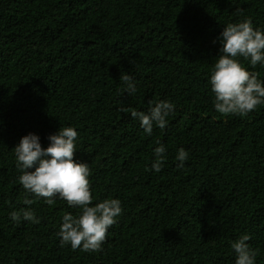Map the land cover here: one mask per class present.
Segmentation results:
<instances>
[{"label": "trees", "instance_id": "1", "mask_svg": "<svg viewBox=\"0 0 264 264\" xmlns=\"http://www.w3.org/2000/svg\"><path fill=\"white\" fill-rule=\"evenodd\" d=\"M245 18L264 29V0H0V264H235L242 233L264 264V104L220 114L208 83L223 27ZM160 100L175 108L149 136L130 113ZM61 126L78 131L93 203H122L100 251L61 246V218L79 208L49 206L18 180L20 139L46 147ZM27 208L39 223L10 219Z\"/></svg>", "mask_w": 264, "mask_h": 264}, {"label": "clouds", "instance_id": "2", "mask_svg": "<svg viewBox=\"0 0 264 264\" xmlns=\"http://www.w3.org/2000/svg\"><path fill=\"white\" fill-rule=\"evenodd\" d=\"M220 54L209 78L214 95V109L220 114L246 115L258 105L264 104V79L255 71L250 72L243 61L252 68L264 67V29L255 27L250 18L236 23H228L218 37ZM242 58V59H241ZM123 91L128 95L137 92V85L131 74L121 77ZM175 105L169 100L149 103L147 111L131 110V116L139 121L143 131L151 136L154 127L165 129L169 115ZM78 131L73 126H61L47 137L45 147L36 133L24 135L13 148L19 183L23 189L36 198H44L53 205L56 199L66 201L70 207L79 208L73 215L62 216L57 235L61 246L70 245L73 250L100 251L109 228L116 223L123 211L118 198H104L93 203L89 177L91 170L87 162L75 158ZM153 149L154 160L150 170L159 173L166 159L167 148L156 141ZM189 152L180 147L175 159L178 167H184ZM26 199L25 204L31 205ZM10 219L39 223V218L31 208L11 211ZM251 236L242 233L230 242L235 255V264H256L257 253L250 247Z\"/></svg>", "mask_w": 264, "mask_h": 264}]
</instances>
